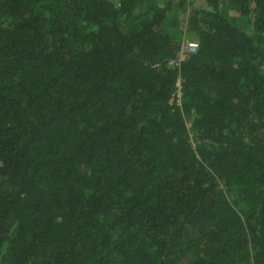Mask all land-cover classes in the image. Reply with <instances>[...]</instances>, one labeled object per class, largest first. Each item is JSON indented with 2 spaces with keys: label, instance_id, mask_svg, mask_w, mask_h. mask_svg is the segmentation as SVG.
Listing matches in <instances>:
<instances>
[{
  "label": "trees",
  "instance_id": "trees-1",
  "mask_svg": "<svg viewBox=\"0 0 264 264\" xmlns=\"http://www.w3.org/2000/svg\"><path fill=\"white\" fill-rule=\"evenodd\" d=\"M225 1L255 34L220 0H0V264H264V0Z\"/></svg>",
  "mask_w": 264,
  "mask_h": 264
},
{
  "label": "rangeland",
  "instance_id": "rangeland-1",
  "mask_svg": "<svg viewBox=\"0 0 264 264\" xmlns=\"http://www.w3.org/2000/svg\"><path fill=\"white\" fill-rule=\"evenodd\" d=\"M221 2V6L223 8V10L226 11V13L231 16V18L236 22V24L238 25L239 28L243 29L244 31L250 33V34H255V32L253 31L252 27L250 26V24L247 22V20L242 19L238 16H234V14H232V12L226 8V1L225 0H220ZM194 5H200L198 1H194L193 2ZM185 24H186V15H182L180 22H179V27L180 29L183 31V36L182 39L185 38L187 40H195L194 38H192L191 36H189V34L187 33V31L185 30ZM180 56V55H178ZM181 60L183 58H180ZM177 103L176 101H172ZM189 125V124H188ZM190 126V125H189Z\"/></svg>",
  "mask_w": 264,
  "mask_h": 264
},
{
  "label": "built area",
  "instance_id": "built-area-1",
  "mask_svg": "<svg viewBox=\"0 0 264 264\" xmlns=\"http://www.w3.org/2000/svg\"><path fill=\"white\" fill-rule=\"evenodd\" d=\"M198 49V42L197 40H187L185 38L182 39L181 45H180V49H179V60H181L180 58H186L189 54H193L197 51ZM182 59V60H183ZM180 96H181V92H180V80H177L176 83V90L173 94V98L171 99L172 101H176L179 105L180 103Z\"/></svg>",
  "mask_w": 264,
  "mask_h": 264
}]
</instances>
